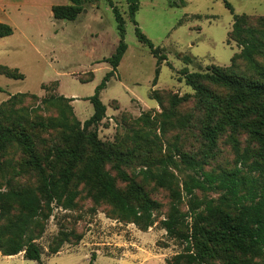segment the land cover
<instances>
[{"label": "rangeland", "instance_id": "374dc122", "mask_svg": "<svg viewBox=\"0 0 264 264\" xmlns=\"http://www.w3.org/2000/svg\"><path fill=\"white\" fill-rule=\"evenodd\" d=\"M173 1L176 0H139L135 13L137 26L160 48L158 55L166 57L159 63L153 83L157 58L137 39L128 1L112 0L124 20L123 40L127 48L100 93L106 107L105 117L86 131L83 122L93 113L87 97L111 69L103 59L114 53L120 40L108 1L84 0L75 20L54 22L58 25L54 37L46 11L38 15L34 11L33 16L13 13L11 19L0 15V22L13 29L10 36L0 38V66L17 69L15 72L23 75L22 79H14L0 72V104L12 94H20L14 106L5 107L0 123L11 125L14 133L25 129L40 159L42 173L61 179V174L69 170L68 191L76 192L69 207L55 199L47 207L40 198L39 221L43 228L35 241L42 247V255L36 264H90L92 253H95L92 264H167L168 259L185 252L184 243L167 235L161 225L171 204H177L184 214L181 229L189 233L193 224H197L193 209L196 213L204 212L207 201L215 206L221 195L215 189H195L191 195L187 194L185 182L195 173L180 162L178 153L186 152L199 159L205 171L219 172L235 165L240 167L241 155L249 163L258 151H264V127L257 132L251 113L247 119L236 113V109L252 112L254 101L244 97L249 90L243 88V93L237 95L226 86L205 80L209 96L201 102L183 77L184 69L203 73L212 66H230L231 57L242 48L241 42L230 34L232 14L223 0H185L179 7H172ZM227 1L234 13L248 18L245 30L264 32V0ZM242 37L249 41L258 37L264 40V34L257 36L253 32H244ZM261 62L264 66V59ZM234 66L235 72L263 82L243 59L237 57ZM153 89L166 93L165 109L152 99ZM185 94L190 99L167 118L170 97ZM59 95L73 99L57 100ZM209 108L216 118L228 114L239 119L236 126L225 123L212 148L202 136ZM80 132L95 134L108 157L102 168L114 178L118 189H125L127 182L118 175L116 165L158 203L150 226L142 228L123 217L109 201L96 196L92 182L79 179L86 161L95 153L86 138H77ZM169 157L174 162L167 165L168 179L160 185L155 175L162 173L161 161ZM28 158L15 140L0 151L2 192L24 188L40 197V173L26 163ZM44 215L48 217L43 218ZM54 248L58 249L55 254L51 253ZM10 258L0 257V264H35L22 256ZM250 260L249 264H263L264 256L253 255ZM205 264H223V254L216 251Z\"/></svg>", "mask_w": 264, "mask_h": 264}, {"label": "trees", "instance_id": "16d2710c", "mask_svg": "<svg viewBox=\"0 0 264 264\" xmlns=\"http://www.w3.org/2000/svg\"><path fill=\"white\" fill-rule=\"evenodd\" d=\"M68 1L65 5L52 6L53 18L66 19L67 21L76 19L82 10L84 0ZM107 1L112 8L120 40L114 53L103 59L111 69L105 73L101 82L95 87L93 94L87 97L93 107V113L84 120L83 131L98 124L105 117L106 107L101 101L100 93L106 87L110 77L116 72L127 48L123 40L125 32L123 17L112 0ZM127 1L128 13L135 25L134 32L137 39L146 44L157 58L153 80L155 83L158 76V65L166 57L158 55L160 48L155 47L137 26L135 13L139 7V0ZM223 2L232 14L233 23L230 34L239 43L241 42V51L238 55L231 57L229 67L212 66L203 73L187 72L184 69L183 77L185 83L194 90V96L201 102L203 101L202 98L209 96V89L204 84L205 80L226 86L235 91L237 95L243 93V88L249 90L250 93L244 97L254 101L252 112L236 109V113L239 118L246 119L251 113L252 120H255L257 124V132H260V128L264 127V66L261 62L264 59V40L258 37L249 41L242 36L244 32L257 33V36L264 34V32L256 29L245 30L244 24L248 19L246 15L234 13L232 5L227 0H223ZM184 4L185 0H176L171 3V6L179 7ZM259 19L263 20V18ZM12 33L13 29L9 24L0 22V38ZM237 57L243 59L248 68L256 72L263 79V82L235 72L234 61ZM16 70L0 66L1 73L14 79H22L23 75L16 73ZM19 95V93L12 94L9 99L0 104L1 116H5L4 112L7 108L14 106ZM163 95H166L163 90L153 89L151 91L152 99L156 100L162 108H164ZM56 99L70 101L73 98L59 95ZM189 99L190 95L188 94L180 97L172 95L169 102L171 109L167 113L165 112L166 117L169 118L177 106ZM212 111V108L207 109V123L202 128V136L210 148L215 146L218 133L225 123L236 126L239 120L237 118L232 119L228 114L216 118L212 115ZM77 138L80 140L86 138L95 149L93 157L86 161L79 173V179L92 182L96 187V196L109 201L123 217L130 219L142 228L150 226L153 223L152 212L159 206L158 203L149 196L140 183L129 177L119 165H116L118 175L127 182V186L123 190L116 187L114 178L102 168L103 162L108 157L104 155L94 133L83 134L80 132ZM14 140L28 154L29 158L26 163L40 173L41 182L38 188L40 197L33 191L24 188L10 189L7 192L0 190V252L6 256L23 252L25 259L40 262L42 247L35 241L43 228L39 221L42 212L40 198L46 202L47 207L54 199L58 204H65L64 206L69 207L73 204L76 192L68 191V184L71 180V174H68L69 170L61 174V179H53L42 173L40 159L36 155L30 134L25 129L14 133L11 125L0 123V151L6 150ZM178 154L180 162L195 173V175L188 176L185 182L184 191L187 194L191 195L195 189L199 191L215 189L220 191L221 195L219 203L215 206L211 205V201H207L204 212L196 213L193 209V217L197 224H193L189 233L181 229V218L184 217V214L179 212L177 204H171L170 211L167 217L161 221V225L166 230L167 235L184 243L185 252L174 255L167 260V264H205L207 258L213 257L216 251L223 254V264H249L251 262L250 256H264V151H258L256 157L249 163H246L247 157L241 155L240 167L235 165L230 170L219 172L205 171L203 163L186 152ZM173 162L170 157L162 159L163 171L155 175L160 185H163L168 179L166 167ZM253 172L258 174L254 175ZM260 174L262 177L259 176ZM47 217L48 215H44L43 218ZM57 252V248L51 250L53 254ZM94 259L95 253H92L89 263L92 264Z\"/></svg>", "mask_w": 264, "mask_h": 264}, {"label": "crops", "instance_id": "0c3cea01", "mask_svg": "<svg viewBox=\"0 0 264 264\" xmlns=\"http://www.w3.org/2000/svg\"><path fill=\"white\" fill-rule=\"evenodd\" d=\"M68 2H69L68 0H0V15L6 17L7 19H11L13 13L15 15L21 13L23 14V16L24 15L33 16L35 15L33 13L34 11H37L36 12L37 15L38 13H40V11H46L48 20L50 21V25H51L52 36L54 37L58 33V28L56 27L58 25H55L56 23L54 22L56 20L59 21L61 19L53 18L52 10H51L52 6L65 5ZM29 16H26L27 21H30ZM14 256L23 257V252H20L12 256L11 255L6 256L0 253V257L2 258V260L12 259L10 257H14ZM34 262L35 264L38 263L36 261Z\"/></svg>", "mask_w": 264, "mask_h": 264}, {"label": "water", "instance_id": "95a60500", "mask_svg": "<svg viewBox=\"0 0 264 264\" xmlns=\"http://www.w3.org/2000/svg\"><path fill=\"white\" fill-rule=\"evenodd\" d=\"M66 20V19H65Z\"/></svg>", "mask_w": 264, "mask_h": 264}]
</instances>
